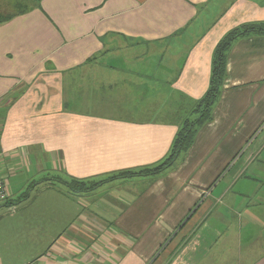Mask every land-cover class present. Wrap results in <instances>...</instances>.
Listing matches in <instances>:
<instances>
[{
	"label": "crops",
	"instance_id": "crops-1",
	"mask_svg": "<svg viewBox=\"0 0 264 264\" xmlns=\"http://www.w3.org/2000/svg\"><path fill=\"white\" fill-rule=\"evenodd\" d=\"M0 16V264H264V33L227 49L173 170L87 193L42 179L169 158L180 127L158 119L154 86L201 101L218 45L264 26V0H5Z\"/></svg>",
	"mask_w": 264,
	"mask_h": 264
},
{
	"label": "rangeland",
	"instance_id": "rangeland-1",
	"mask_svg": "<svg viewBox=\"0 0 264 264\" xmlns=\"http://www.w3.org/2000/svg\"><path fill=\"white\" fill-rule=\"evenodd\" d=\"M4 1L5 0H0V4L3 3ZM10 1H14V0H10ZM144 49L146 48L142 46H138V47L136 46L135 55H132V59H131L132 65L134 67L136 62H138L139 59L142 58ZM148 73L149 72L147 70V67L140 66L138 71L130 73L129 76L136 83H144L145 78L148 76ZM151 73L154 79L156 78L161 79V76L166 77L167 75L165 71L155 70ZM154 91L156 97L157 96L164 97L165 98L164 100H166L164 104L160 106H158L157 103L154 104L153 109L157 110L160 115V118L158 119L159 120L162 119L164 121L176 122L177 124H179V127L181 129L185 125H189V126L193 125L206 110L205 105H203L202 103H192L183 99L182 97L178 96L175 92H173L171 88L168 89L165 84L164 86H154ZM197 132L198 130L195 132V134ZM195 134L193 135L192 141L190 142L189 146L182 153H179L180 151L175 148L172 151L169 158H167L164 162L148 169L136 170L125 173L109 174L106 176H102L99 178H94L82 182H74L68 179L66 176H64L60 170H57V172H54L51 176L42 179L45 183H47V185L45 186L53 185L63 190L80 192V193L82 192L87 193L95 190L107 189L122 182H128L141 178H145L146 180H149L151 178L158 177L176 168L180 164L181 160L183 159V156L186 154L191 144L193 143ZM7 201L8 200L6 199L0 200V207H1L0 217L4 213L3 208L8 206ZM11 209L12 208H9V210Z\"/></svg>",
	"mask_w": 264,
	"mask_h": 264
},
{
	"label": "trees",
	"instance_id": "trees-1",
	"mask_svg": "<svg viewBox=\"0 0 264 264\" xmlns=\"http://www.w3.org/2000/svg\"><path fill=\"white\" fill-rule=\"evenodd\" d=\"M22 9V7H20ZM27 7L23 6V10H26ZM22 10V11H23ZM9 17V16H7ZM3 17L0 16V19ZM264 33V26L260 27H243V31H233L230 33L226 38L222 40V42L218 45L216 52L213 58V67H212V74H211V83L209 90L205 97L197 102L202 103L205 105V112L197 119V121L193 125H185L182 129L179 128L177 132L175 143L173 146V150L176 148L182 153L192 141V137L195 132L207 121L211 118L212 108L215 105L217 98L220 92V86L222 82V78L224 75V59L225 53L227 49L239 38L245 37L250 34H263ZM180 155V154H179ZM125 173V172H123ZM74 182H82V181H75Z\"/></svg>",
	"mask_w": 264,
	"mask_h": 264
},
{
	"label": "built area",
	"instance_id": "built-area-1",
	"mask_svg": "<svg viewBox=\"0 0 264 264\" xmlns=\"http://www.w3.org/2000/svg\"><path fill=\"white\" fill-rule=\"evenodd\" d=\"M4 179L0 175V200H7V195L5 192V184Z\"/></svg>",
	"mask_w": 264,
	"mask_h": 264
}]
</instances>
